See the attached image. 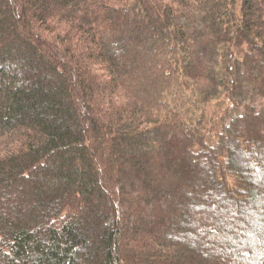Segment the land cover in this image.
I'll list each match as a JSON object with an SVG mask.
<instances>
[{
	"label": "trees",
	"instance_id": "obj_1",
	"mask_svg": "<svg viewBox=\"0 0 264 264\" xmlns=\"http://www.w3.org/2000/svg\"><path fill=\"white\" fill-rule=\"evenodd\" d=\"M0 264H264V0H0Z\"/></svg>",
	"mask_w": 264,
	"mask_h": 264
},
{
	"label": "rangeland",
	"instance_id": "obj_2",
	"mask_svg": "<svg viewBox=\"0 0 264 264\" xmlns=\"http://www.w3.org/2000/svg\"><path fill=\"white\" fill-rule=\"evenodd\" d=\"M251 156V154H250V152H249V156L248 155H246L245 157H244V160L242 161V163L243 164H248L250 161H253L254 160V158H252V157H250ZM249 158V159H248ZM250 158H252V159H250ZM250 160V161H249ZM183 165H186V164H183ZM187 166V165H186ZM201 177V176H203V172H201V171H199V173H198V175H197V177ZM190 177V176H189ZM188 177V180L189 181H191V180H193V177L192 178H189ZM236 179H237V177L236 176H234V174H231V173H229L228 174V176H227V183H228V185H229V188L231 189V190H236L237 188H238V185H237V181H236ZM211 200L213 201L212 203H213V205L214 204H216L217 202H218V206H220L219 205V201L217 200V201H215L214 202V199H213V197L211 198Z\"/></svg>",
	"mask_w": 264,
	"mask_h": 264
}]
</instances>
